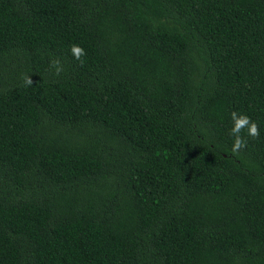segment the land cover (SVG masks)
<instances>
[{
	"label": "trees",
	"instance_id": "trees-1",
	"mask_svg": "<svg viewBox=\"0 0 264 264\" xmlns=\"http://www.w3.org/2000/svg\"><path fill=\"white\" fill-rule=\"evenodd\" d=\"M0 264H264V0H0Z\"/></svg>",
	"mask_w": 264,
	"mask_h": 264
},
{
	"label": "clouds",
	"instance_id": "clouds-1",
	"mask_svg": "<svg viewBox=\"0 0 264 264\" xmlns=\"http://www.w3.org/2000/svg\"><path fill=\"white\" fill-rule=\"evenodd\" d=\"M71 52L74 58L83 65L84 61L81 58L86 55L85 50L79 45H73L71 47ZM52 66L55 68L57 75L63 71V67L60 65L59 60L52 61ZM23 79L27 85H32L33 82L30 77L25 76ZM231 119L233 121V127L229 134L234 137L231 150L234 154H238L241 150L245 149L248 144L247 139L243 137L241 133L246 130L248 137H251L253 140L259 139V125L255 121H252L249 116L237 114L235 111L231 113Z\"/></svg>",
	"mask_w": 264,
	"mask_h": 264
}]
</instances>
